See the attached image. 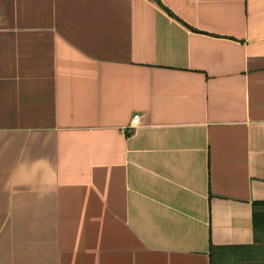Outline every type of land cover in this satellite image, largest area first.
<instances>
[{"label":"crops","instance_id":"1","mask_svg":"<svg viewBox=\"0 0 264 264\" xmlns=\"http://www.w3.org/2000/svg\"><path fill=\"white\" fill-rule=\"evenodd\" d=\"M159 1L0 0V264L256 258L264 0Z\"/></svg>","mask_w":264,"mask_h":264},{"label":"trees","instance_id":"2","mask_svg":"<svg viewBox=\"0 0 264 264\" xmlns=\"http://www.w3.org/2000/svg\"><path fill=\"white\" fill-rule=\"evenodd\" d=\"M158 2L161 3L159 0ZM166 9L172 13L168 8ZM253 221L256 233V241H264V237L261 236V232L264 233V201L254 202ZM211 264H225L223 255H220L219 247L216 245H211Z\"/></svg>","mask_w":264,"mask_h":264},{"label":"rangeland","instance_id":"3","mask_svg":"<svg viewBox=\"0 0 264 264\" xmlns=\"http://www.w3.org/2000/svg\"><path fill=\"white\" fill-rule=\"evenodd\" d=\"M261 236L264 237L263 232H261ZM257 249L258 250H254V254H255L256 258H254V260H252L251 262L247 261L245 264H264V244L259 246ZM239 264H241V263H239Z\"/></svg>","mask_w":264,"mask_h":264},{"label":"built area","instance_id":"4","mask_svg":"<svg viewBox=\"0 0 264 264\" xmlns=\"http://www.w3.org/2000/svg\"><path fill=\"white\" fill-rule=\"evenodd\" d=\"M140 114L139 113H136L132 119V126H136L138 124H140Z\"/></svg>","mask_w":264,"mask_h":264}]
</instances>
